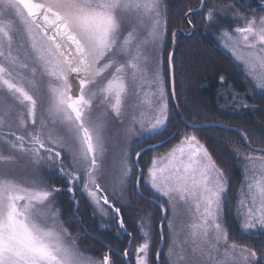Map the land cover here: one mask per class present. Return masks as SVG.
<instances>
[{"label": "snow or ice", "instance_id": "1", "mask_svg": "<svg viewBox=\"0 0 264 264\" xmlns=\"http://www.w3.org/2000/svg\"><path fill=\"white\" fill-rule=\"evenodd\" d=\"M229 14V29L232 23L238 26L220 31V37L225 46L242 44L248 50L243 58L246 75L252 77L253 88L264 93V74H256L257 67L264 69V15L253 12L249 16L234 4L218 7L200 0L183 19L190 25L193 15H202L204 23L217 26V20ZM159 17L160 0H0V165L5 166L0 169V264H115L107 254L100 261L86 260L68 243L71 233L56 226V197L67 191L79 206L75 196L83 194L101 216H114L131 244L133 238L121 214L123 204L118 207L113 201L124 199L132 176H136V190L143 182L168 198L157 203L164 213L162 220L168 219L169 207L175 210L180 202L190 212L194 208L196 220L189 225L192 251L207 264H258L255 251L239 248L237 253L238 246L229 243L224 227L228 178L195 136L185 134L181 146L152 158L146 173L139 167L148 150L140 147L143 140L165 130L170 118L159 72L152 74L159 86L158 111L149 126L141 127L137 139L129 140L127 149L117 153L110 187L99 182L106 117L110 114L124 124V108L138 97L145 79V33L163 47ZM166 25L167 21L165 34ZM171 35L172 43H177V33ZM28 52L35 66L30 67ZM173 59L169 54V65ZM99 105L105 111L93 119L92 111ZM137 122L133 115L123 128L126 138ZM185 143L190 151H185ZM248 147L249 153L239 149L234 153L243 166L235 205V219L243 234L256 229L264 232V155H256L264 153V147ZM20 159L31 168V179L25 183L7 170ZM164 159L167 164L158 167V160ZM52 177L65 187L50 185ZM173 227L169 222V232ZM139 228L143 243L136 248V264H149L150 222L142 219ZM128 254L126 249L124 256ZM174 255L185 259L170 247L169 258Z\"/></svg>", "mask_w": 264, "mask_h": 264}, {"label": "trees", "instance_id": "2", "mask_svg": "<svg viewBox=\"0 0 264 264\" xmlns=\"http://www.w3.org/2000/svg\"><path fill=\"white\" fill-rule=\"evenodd\" d=\"M207 2L214 3L218 7L234 4L239 11H244L245 8L252 11L253 6L261 8L256 5L257 0H207ZM199 3L200 0H162L167 30L161 58L165 68L168 93L167 57L171 51V34L175 30H182L186 35L190 34L191 29L184 22L183 17L188 13V8L198 7ZM204 12L206 13L207 9ZM191 19L194 33L190 36L177 34L172 62L175 100L182 116L192 124L220 122L240 128L253 147H264V93L254 89L241 66L219 48L210 31L213 26L204 23L202 15H193ZM225 19L229 23L227 16L217 20L216 24L220 25ZM234 93L237 95L232 101ZM167 106L170 118L166 129L143 140L140 147L147 146L148 150L141 157L139 167L146 173L153 157L166 153L185 134L195 136L228 178L229 191L225 199L224 227L229 231V243L234 242L238 249L247 248L255 251L258 264H264V232L243 234L233 214L241 180L239 161L234 153L236 149L244 153L251 152V149L245 146L241 136L235 131L214 126L198 130L188 128L176 115L169 94ZM139 150V147L135 149V151ZM135 151L132 152L133 159H135ZM256 154L264 155V153ZM135 181L136 176L130 177L124 199L121 202L113 201L118 207L120 203L123 204L121 214L124 226L133 238L128 254L129 263L135 264L136 248L143 243L139 228L143 219L150 222L151 227L149 264H170L168 258L172 238L168 229L170 210H168V219L162 220L164 213L157 207V203H164L165 199L156 195L143 182L139 190H136ZM49 183L62 189L65 187L57 177H52ZM75 200L79 202V206L72 202L67 191L58 194V203L61 202V217L65 228L71 233L72 240L85 252L101 260L107 254L115 264H125L122 254L128 246L129 236L125 235L117 224L113 231L102 226L103 222H98L100 220L83 194L77 192ZM161 225H163V238Z\"/></svg>", "mask_w": 264, "mask_h": 264}, {"label": "rangeland", "instance_id": "3", "mask_svg": "<svg viewBox=\"0 0 264 264\" xmlns=\"http://www.w3.org/2000/svg\"><path fill=\"white\" fill-rule=\"evenodd\" d=\"M261 1L262 0H257L258 4L256 3V5L260 6L261 8H259V7L256 8V6H253V8L251 9L252 11H248L245 8L244 11L240 10V12L244 13L246 15H249V16L253 12H255L259 15H264V11H262V9H264V5L259 3ZM263 2H264V0H263ZM237 10H239V9H237ZM228 18H229V23H230L231 22V15L230 14L228 15ZM159 19H160L159 32L164 35V42H165V40H166V34L164 32L165 10H164V6L162 4V0H160V17H159ZM218 21H219V19H218ZM229 23H228V20L225 19V22L220 23V25H223V29H221L218 24H217V26H213V27H211V29L210 28L209 29H210L211 33L214 35L215 40L217 41V44L219 45V48L222 51H224L225 53H227L233 59V61L235 63L240 65L241 68L244 70V73L246 75V69H245V65L243 63V58L248 56V54H249L248 50L245 49L242 44L239 46H236L232 43H229L227 46H225V41L223 39H221V37H220V31H222V30L231 31L235 27L238 26L236 23H232L231 29H229ZM241 25H242V22H241ZM175 31H179V30H175ZM180 31L185 36H190L194 33L193 27H192V30L190 31V34H187V35L184 34L182 30H180ZM145 36L147 37L146 43L144 45L145 55L147 57V66L145 68V79H143L141 81L142 87H140L138 89L139 95H138V97L131 99L126 104V106L124 108V115L121 117V119L124 121L123 125H121L119 121L115 120L110 114L106 117V127H105V131H104L106 151L104 154L103 168H102L101 173L99 174V182L106 187H110V181H111L110 173L113 171V163H114V160L117 158V153H119L121 151V149H124V150L127 149V145H128L129 140L135 141L137 139V137L139 136V132L141 130V127L142 126L143 127L149 126V121L152 120L153 116L158 111V108H159L161 101H160V97H159V86L157 85V83L153 79V75H152L154 72H159V74L163 77V90H164V95L166 97V103H167L168 94H169L170 99H171L170 72H169V93H168V88H167V84H166L167 82L165 80V68H164V65L162 63V58H161L162 47L160 45V42L158 39L155 42H153V38L148 37L147 33H145ZM171 37H172V35H171ZM235 38L238 39V36ZM164 42H163V44H164ZM25 48L27 50V44L25 45ZM175 49H176V46H175ZM171 50H172V39H171ZM170 53H171V51H170ZM27 55L29 57L28 63L30 64V67L35 66V61L31 58V53L28 52ZM238 56L241 57V59H237ZM167 64H168V60H167ZM168 68H169V65H168ZM256 74L258 76L261 74H264V69H260L259 67H257ZM247 77L249 78L250 81H252V77H250V76H247ZM173 79H174V71H173ZM174 89H175V87H174ZM257 90L261 91L259 89H257ZM43 91H44V93H46V91H47L46 87H44ZM235 95H237V94L234 93L233 97H235ZM233 97H232V101H234ZM171 102H172V100H171ZM178 110H179V108H178ZM104 111H105V108L103 105L95 106L93 111H92L93 119L97 115L101 114ZM179 112H180V110H179ZM175 113H176V111H175ZM141 114H143V115H141ZM180 114H181V112H180ZM133 115L136 116V119L138 122L134 125L135 131L133 133H131V135H129L126 138L124 133H123V128L127 127L129 125V122L131 121V118ZM181 116H182V114H181ZM209 123H220V122H209ZM206 124H208V123H206ZM196 125H201V124H196ZM208 127H210V126H208ZM214 127H219V126H214ZM230 127H232V126H230ZM233 128L239 129L241 132H243L240 128H237V127H233ZM198 129H203V128H198ZM198 129H192V130H198ZM232 131H235V130H232ZM235 132H237V131H235ZM237 133L240 135L239 132H237ZM243 134L246 136V134L244 132H243ZM188 136H193V135H188ZM241 138H242V136H241ZM181 140L177 144H175L172 148H170L166 153H164L162 155L155 156V157L166 156V154L169 153L171 149H173L174 147L181 146V143H180ZM242 140H243V138H242ZM196 141H198L197 138H196ZM195 143L196 142L194 141L193 145H195ZM243 143H244V141H243ZM199 145H202V144L199 142ZM183 147L185 148L186 152L190 151L187 143H185L183 145ZM177 155H179V154L177 153ZM256 155H261V154H256ZM167 162H168L167 159L158 160V167H163L165 164H167ZM150 163H151V161H150ZM238 163H239V168H240V173H241V180H240L238 192L236 194L234 208H235L236 202L239 198L240 187H241V183L243 181V174H242L243 166H242V163L240 161ZM257 163H258V167H259L260 162H257ZM4 167L5 166L0 165V169H3ZM7 170H8L10 175L14 176L17 180H19L22 183L28 182L31 179V168L25 159H20L18 161V163H16V164L8 165ZM44 175H46V174H44ZM152 191L154 192V190H152ZM156 195L159 196V194H156ZM159 197H161L165 200L168 199L167 197H162V196H159ZM88 204L92 208V211H94V206L91 205L90 203H88ZM60 205H61V202L58 203V195H57L55 207H56V209H58L57 224H56V226L58 228L60 225L65 227L63 220H62V217H61V213H60ZM169 210H170L169 222H172L174 225L173 230L170 232V234L172 235L171 247H175L176 252L181 253L185 257V259L182 261L178 260L177 256H175V255L172 256L171 258L168 257L170 264H207L206 259H201L199 257L198 252L193 253V251H192L194 244H193V240L190 236L191 229H190L189 225L191 223L195 222V220H196V214H195L194 208L190 212L187 210L185 204L183 202H180L177 205L175 210H173L171 207H169ZM94 214L100 220L98 222L99 223L103 222L102 226H104V227L106 226V227L110 228V231L111 230L113 231L116 224L118 225L117 221L114 219V216H112V215L101 216L98 211H94ZM233 214L235 217V209H234ZM256 231H260V230L256 229V230H253L251 232H256ZM66 239H67L68 243L73 245L74 248L79 249L80 253L82 254V258H84L86 260L89 258L93 259V260H97V261L101 260V259L97 258L96 256H94L93 254L85 252V250L80 245L75 243L70 236L66 237ZM129 240H130V238H129ZM173 240L176 241L175 246L173 245ZM130 246H131V244L128 242V246L126 249L129 250ZM238 251H239V249H237V253H238ZM123 255H124V253L122 254V257H123ZM141 255H143V254H141ZM136 257H137V253L135 254V264H136ZM123 259H124V257H123ZM124 261H125V259H124ZM127 261L129 262L128 256H127ZM125 264H126V262H125Z\"/></svg>", "mask_w": 264, "mask_h": 264}, {"label": "water", "instance_id": "4", "mask_svg": "<svg viewBox=\"0 0 264 264\" xmlns=\"http://www.w3.org/2000/svg\"><path fill=\"white\" fill-rule=\"evenodd\" d=\"M188 26L190 27V29L192 30V27L191 25L188 24ZM176 33H182L180 30L179 31H175ZM172 39V37H171ZM175 46H176V43L173 44L172 43V50H171V53L170 54H174V51H175ZM169 65V63H168ZM169 72H170V92H171V100H172V104H173V107L176 111V114L178 116V118L183 122L184 125H186L187 127L191 128V129H198V128H204V127H208V126H219V127H222L224 129H229V130H235L237 132L240 133V135L242 136L243 138V141H244V144L246 145L247 148L248 147V144H250V142L248 141L247 137L243 134V132H241L239 129H236V128H233V127H230V126H227V125H224V124H220V123H208V124H202V125H193V124H190L189 122H187L180 114L179 110H178V107H177V104H176V101H175V89H174V79H173V68H172V65H169ZM252 146V145H251ZM253 147V146H252ZM255 148V147H254ZM250 149V148H249ZM124 259H125V262L126 264H129V262L127 261V257H125L123 255Z\"/></svg>", "mask_w": 264, "mask_h": 264}, {"label": "bare ground", "instance_id": "5", "mask_svg": "<svg viewBox=\"0 0 264 264\" xmlns=\"http://www.w3.org/2000/svg\"><path fill=\"white\" fill-rule=\"evenodd\" d=\"M187 122H188V121H187ZM189 123H190V122H189ZM190 124H192V123H190ZM202 124H206V123H202ZM202 124H201V125H202ZM193 125H196V124H193ZM204 128H206V127H204Z\"/></svg>", "mask_w": 264, "mask_h": 264}]
</instances>
